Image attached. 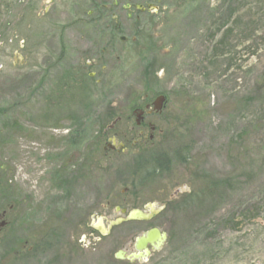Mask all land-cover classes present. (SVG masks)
<instances>
[{
  "label": "rangeland",
  "instance_id": "obj_1",
  "mask_svg": "<svg viewBox=\"0 0 264 264\" xmlns=\"http://www.w3.org/2000/svg\"><path fill=\"white\" fill-rule=\"evenodd\" d=\"M20 29L0 33V264H264V0L170 1L106 56L83 47L92 28L63 33L64 49L36 19ZM144 95L166 103L137 145ZM114 135L124 152L103 150ZM173 152L185 161L157 175L138 159ZM152 202L149 220L92 227ZM153 227L160 250L115 258Z\"/></svg>",
  "mask_w": 264,
  "mask_h": 264
},
{
  "label": "flooded vegetation",
  "instance_id": "obj_2",
  "mask_svg": "<svg viewBox=\"0 0 264 264\" xmlns=\"http://www.w3.org/2000/svg\"><path fill=\"white\" fill-rule=\"evenodd\" d=\"M87 1L90 8L86 10L82 9L84 11L83 13L79 7V0H0V33L17 32L21 30L20 26L23 27L22 31H27L31 27L32 19H36L40 21L41 25L45 28L47 27L48 30L52 29V31L57 34L58 40L62 43L63 47V33L67 34L70 32L73 35L74 32L75 34L78 33L76 28L79 26L88 27L96 30V40H90L83 46L88 57L93 53L92 48H97L99 55L103 54V56H106L107 53L109 54L108 49L110 50L111 43L116 36L120 42H125L127 37L123 32H129L127 30H130L132 33L136 34L132 37V39L135 40V37H138L137 33L142 28L148 25L150 26V24L152 25L155 17L167 15L168 2L176 0ZM69 15V19L64 18ZM75 39H77L75 40V47L77 48L78 44H80V39H78V37H75ZM86 52L79 53L75 50V53L78 55H85ZM78 58L80 57L75 56V62ZM87 63L91 64L92 62L88 61ZM91 75L92 73L89 72L88 77ZM146 97L147 96L144 95L142 99V102H145L142 109L134 106L131 110L135 125L139 129L137 139L134 141L137 145L145 144L146 142L151 143L154 138V133H161V130L157 129L156 124L146 121L145 118L159 115L165 106L166 98L162 109L160 111H155L152 109V102L148 101ZM120 120L121 118L117 117L113 125ZM136 120H138V124ZM141 128H148V133H145ZM124 138L125 137H123L121 141H117L116 135L112 136V138L108 139L103 150L106 153L124 152L126 143V139ZM118 143L122 144V148L119 149L115 147ZM176 196L177 194L173 197H169L170 199L168 201L173 200ZM11 209L12 205H9L8 210ZM5 215L6 211L4 209L1 210L0 230L8 223L5 219ZM152 252L153 251H150L149 255Z\"/></svg>",
  "mask_w": 264,
  "mask_h": 264
},
{
  "label": "water",
  "instance_id": "obj_3",
  "mask_svg": "<svg viewBox=\"0 0 264 264\" xmlns=\"http://www.w3.org/2000/svg\"><path fill=\"white\" fill-rule=\"evenodd\" d=\"M165 97L163 95H159L155 97V99L152 101V109L155 111H160L164 105ZM141 112V111H140ZM115 122V120L112 122ZM136 123L138 124V120H136ZM111 125H109V128ZM113 140V139H112ZM116 148H122V144L118 143L115 145ZM179 190H176L174 192L177 193ZM164 208V205H158L157 203H147L144 206V210L141 209H131L126 213V210L124 208L115 207V211L120 212L121 215H124L123 217L116 218L115 220L109 221L106 226H104L102 218H96L95 221H93V228L98 230L101 235H107L109 233V230L112 226L118 225L125 221L130 220H149L154 215L158 214L162 209ZM166 232L160 231L158 228H149L145 232L141 233L139 236H136L133 242V249L134 251L125 254L124 251L118 250L115 253V258L119 260H128L130 262L133 261H144L147 259L150 251H158L162 248L164 243L166 242Z\"/></svg>",
  "mask_w": 264,
  "mask_h": 264
},
{
  "label": "trees",
  "instance_id": "obj_4",
  "mask_svg": "<svg viewBox=\"0 0 264 264\" xmlns=\"http://www.w3.org/2000/svg\"><path fill=\"white\" fill-rule=\"evenodd\" d=\"M180 152L171 153V154H159L156 155L154 158H148L145 157L144 159L138 158L139 161H144L142 168H146L145 171L151 175H157L158 173H161L162 170H167L170 165L177 161V162H183L186 159V156H180ZM140 162V163H141Z\"/></svg>",
  "mask_w": 264,
  "mask_h": 264
}]
</instances>
